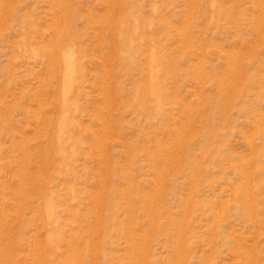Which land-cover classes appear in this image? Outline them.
Listing matches in <instances>:
<instances>
[{"label":"rangeland","instance_id":"obj_1","mask_svg":"<svg viewBox=\"0 0 264 264\" xmlns=\"http://www.w3.org/2000/svg\"><path fill=\"white\" fill-rule=\"evenodd\" d=\"M0 264H264V0H0Z\"/></svg>","mask_w":264,"mask_h":264}]
</instances>
